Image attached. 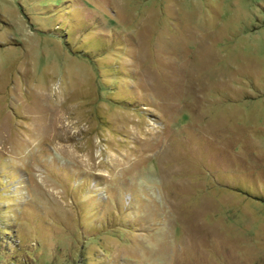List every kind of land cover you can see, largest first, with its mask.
Returning a JSON list of instances; mask_svg holds the SVG:
<instances>
[{"label":"rangeland","instance_id":"1","mask_svg":"<svg viewBox=\"0 0 264 264\" xmlns=\"http://www.w3.org/2000/svg\"><path fill=\"white\" fill-rule=\"evenodd\" d=\"M0 264H264V0H0Z\"/></svg>","mask_w":264,"mask_h":264},{"label":"trees","instance_id":"2","mask_svg":"<svg viewBox=\"0 0 264 264\" xmlns=\"http://www.w3.org/2000/svg\"><path fill=\"white\" fill-rule=\"evenodd\" d=\"M59 29L62 31V35L64 37V40L68 41L69 38H68V35H66L67 33L65 32V28H63L62 26H58L57 30H59Z\"/></svg>","mask_w":264,"mask_h":264}]
</instances>
